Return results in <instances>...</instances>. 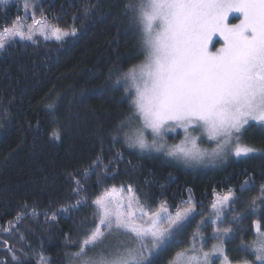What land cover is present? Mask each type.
Segmentation results:
<instances>
[{
    "label": "snow or ice",
    "instance_id": "1",
    "mask_svg": "<svg viewBox=\"0 0 264 264\" xmlns=\"http://www.w3.org/2000/svg\"><path fill=\"white\" fill-rule=\"evenodd\" d=\"M7 3L0 0V4ZM23 7L27 12L36 6L26 0ZM230 13L239 14L238 22L229 20ZM123 15L137 32L138 53L143 60L127 71L116 64L110 69L109 79L115 75L114 84H123L125 96L131 97L128 111L109 130L114 144L122 139L140 153H163L189 165L215 164L229 155L264 151L244 140L251 122L264 131V0H124ZM35 23L38 28L28 26L27 30L16 22L5 27L0 50H6L15 37L32 41L38 33L60 41L77 34L75 27L68 31L43 19ZM58 101L59 97L46 105L54 118ZM178 129L183 138L169 144L166 134ZM50 135L61 138L56 130ZM206 141L213 142L211 150L200 147ZM69 176L75 185L74 202L42 213L33 206L30 213L44 215V224L51 227L62 213L92 208L91 217L81 219L76 235L65 233L64 264H158L173 246L177 250L167 264H216L217 259L220 264H264V225L260 222L253 224L256 236L251 243L241 238L235 249L242 254L238 260L234 262L227 250L238 233L247 231L242 226L246 214L255 215L256 208L264 206V184L259 197L239 211L234 206L240 197L233 189L219 195L214 190L210 215L205 216L191 198L182 202L186 206L178 205L175 214L166 204L152 210L151 203L133 194L131 186L127 196L122 188H112L89 203L86 184L73 174ZM250 186L249 181L241 184V193ZM23 208H28L27 203ZM23 215L18 213V219ZM197 216L201 219L188 245L181 246L180 237ZM209 225L212 234L206 237L203 233ZM20 239H25L23 234ZM208 239L217 243L206 251ZM4 244L11 261L0 264H27L29 259L36 264H54L43 245L29 257L27 253L17 254L7 241Z\"/></svg>",
    "mask_w": 264,
    "mask_h": 264
},
{
    "label": "trees",
    "instance_id": "2",
    "mask_svg": "<svg viewBox=\"0 0 264 264\" xmlns=\"http://www.w3.org/2000/svg\"><path fill=\"white\" fill-rule=\"evenodd\" d=\"M14 1L9 8L0 4L1 32L13 22L34 26L35 21L43 19L68 31L75 27L77 34L60 41L39 35L32 41L14 38L6 50H0L2 262L11 261L4 244L7 241L18 250L17 254L27 253L29 257L43 245L54 264H64V235H76L81 219L90 218L92 208L62 213L51 227L44 224V215L30 213L33 206L42 213L74 202L75 185L69 174L86 184L89 203L112 188H122L128 195L131 186L133 194L151 203L152 210L166 204L172 213L179 210L178 205L186 206L182 202L191 198L197 211L210 215L214 190L219 195L233 189L240 197L234 206L237 211L260 195L264 151L241 157L229 155L215 164L189 165L163 153H140L122 139L113 143L109 130L128 111L131 97L125 96L123 84H114L115 75L109 79L110 69L116 64L127 71L143 60L138 53L137 32L123 15L124 0H27L36 6L34 11L30 9L31 17H24V8H20L26 0ZM86 8L91 10L86 12ZM57 97L54 118L46 105ZM54 130L59 131V140L50 135ZM166 139L169 144L178 140L171 135ZM244 140L264 149V131L255 124L247 128ZM93 161L97 164L93 165ZM245 181L251 186L241 193L240 186ZM25 203L27 209L23 208ZM255 211V215L248 212L243 220L247 231L238 233L227 245L234 262L242 255L235 251L241 238L251 243L256 236L253 224L264 225V206ZM21 212L25 215L18 219ZM232 214L229 211L228 218ZM200 219L195 218L188 235ZM248 258H253L251 250ZM167 262L162 259L158 264ZM27 264L36 261L29 259Z\"/></svg>",
    "mask_w": 264,
    "mask_h": 264
},
{
    "label": "rangeland",
    "instance_id": "3",
    "mask_svg": "<svg viewBox=\"0 0 264 264\" xmlns=\"http://www.w3.org/2000/svg\"><path fill=\"white\" fill-rule=\"evenodd\" d=\"M36 0H30V3H34ZM15 3V1L14 0H8V3L5 5L4 4V8H9V6L10 5H13ZM20 8H24L23 6H21ZM20 10V9H19ZM23 14H24V17L25 16H28V17H31V15H32V12H30V9L26 12L25 11V9H23ZM238 16H239V14L238 13H230L229 14V20L232 22V23H236V22H238ZM35 23V22H34ZM19 24H21L20 22H19ZM47 24H49V23H47ZM32 25H33V23H32ZM50 25V24H49ZM24 26V28H25V30H27V28H28V26H31V25H28V24H26V25H23ZM33 28H38L39 27V25H36V24H34V26H32ZM36 35H39L38 33L36 34ZM39 36H41V35H39ZM43 37V36H42ZM0 38H3V32H1L0 31ZM15 38H19V37H15ZM49 39H55L54 37H51V36H49ZM213 40L214 41H218L219 40V37H213ZM221 43H222V41H221ZM216 47H219V45H217ZM210 48H211V45H210ZM212 50L214 51L215 49L214 48H212ZM253 125L255 124V122H251ZM256 125V124H255ZM178 133V134H177ZM170 135L172 136V137H174L175 139H178L177 141H176V143L177 142H179L182 138H183V132H182V130H177V132L176 133H173V132H169V133H167L166 134V138L167 137H170ZM201 145L202 146H200L201 148H206V149H208V150H211V148L214 146V144H213V142H210V141H206V142H204V143H201ZM125 196H127L125 193H123ZM129 195V194H128ZM259 197V196H258ZM172 214H175V212H173ZM209 227L210 226H208L207 228H205L204 229V235L206 236V237H210L211 236V234H212V229L210 230L209 229ZM189 228H191V225L187 228V230L185 231V233H184V235L182 236V237H180V239H181V241H182V245L181 246H187L188 244V242H189V240H190V236H191V234H192V232L191 233H189V235H188V233L187 232H189ZM253 230H255V228L253 227ZM191 231V230H190ZM255 232H256V230H255ZM186 235H188V236H186ZM186 241H187V243H186ZM186 243V244H185ZM207 246H206V248H205V250L206 251H208V250H210L211 249V247H212V245L214 244V243H217V241H215V240H212V239H208L207 240ZM177 250V246H173V247H171V248H169L168 249V251L166 252V253H164V254H162V256L159 258V260H158V262H161L162 261V259L164 260H167L168 261V259L171 257V255L175 252ZM216 264H220V261H219V259H217L216 260Z\"/></svg>",
    "mask_w": 264,
    "mask_h": 264
},
{
    "label": "flooded vegetation",
    "instance_id": "4",
    "mask_svg": "<svg viewBox=\"0 0 264 264\" xmlns=\"http://www.w3.org/2000/svg\"><path fill=\"white\" fill-rule=\"evenodd\" d=\"M0 262H2V258L0 257Z\"/></svg>",
    "mask_w": 264,
    "mask_h": 264
}]
</instances>
